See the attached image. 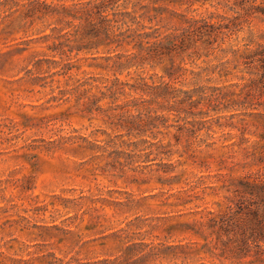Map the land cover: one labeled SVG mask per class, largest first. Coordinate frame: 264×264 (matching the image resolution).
<instances>
[{"label": "rangeland", "instance_id": "rangeland-1", "mask_svg": "<svg viewBox=\"0 0 264 264\" xmlns=\"http://www.w3.org/2000/svg\"><path fill=\"white\" fill-rule=\"evenodd\" d=\"M174 8L187 10L155 2L145 22L174 27ZM212 10L234 13H188ZM50 23L0 10V264H264V246L236 252L201 217L239 176L264 171V124L216 107L209 88L224 80L189 70L176 97L135 106L132 85L157 81L160 67L106 41L53 49ZM251 24L264 31V16ZM193 88L199 102L179 107Z\"/></svg>", "mask_w": 264, "mask_h": 264}, {"label": "trees", "instance_id": "trees-1", "mask_svg": "<svg viewBox=\"0 0 264 264\" xmlns=\"http://www.w3.org/2000/svg\"><path fill=\"white\" fill-rule=\"evenodd\" d=\"M158 1L0 0V10L19 12L32 22L46 19L56 23L52 30L59 34L52 47L63 49V53L89 49L106 41L116 47L131 46L133 58L153 61L152 67H160L162 73H155L157 81L149 82L141 76L132 85L141 92L136 97L141 100L135 106L146 104L148 96L168 100L166 94L170 93L176 97L180 88L174 85V79L189 70L196 75L215 74L224 80L209 88L215 95L210 100L216 101V107L222 103L223 108L239 110L232 115H246L264 124V31L255 30L251 24L253 17L264 16V0H162L187 8H174L179 22L165 29V25L145 22V12ZM194 4L226 6L234 13L212 10L206 15L189 14ZM245 27L246 34L241 35ZM185 55L192 57L191 63L202 57L206 65L200 70L191 69L184 65ZM202 88L199 86L198 90ZM120 92L127 93L124 88ZM182 92L187 98L177 102L179 107L199 102L192 98L200 97L194 88ZM257 153L264 170V141ZM232 192L223 208H209L201 217L218 233L223 245L244 254L258 252L264 246V171L242 174L233 183Z\"/></svg>", "mask_w": 264, "mask_h": 264}]
</instances>
